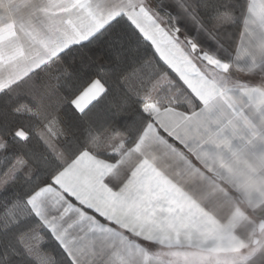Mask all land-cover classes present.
<instances>
[{
	"label": "snow or ice",
	"instance_id": "snow-or-ice-1",
	"mask_svg": "<svg viewBox=\"0 0 264 264\" xmlns=\"http://www.w3.org/2000/svg\"><path fill=\"white\" fill-rule=\"evenodd\" d=\"M0 264H264V0H0Z\"/></svg>",
	"mask_w": 264,
	"mask_h": 264
},
{
	"label": "crops",
	"instance_id": "crops-1",
	"mask_svg": "<svg viewBox=\"0 0 264 264\" xmlns=\"http://www.w3.org/2000/svg\"><path fill=\"white\" fill-rule=\"evenodd\" d=\"M240 206L241 208H244L245 210H247V206L245 204H241ZM252 219H255V217H252Z\"/></svg>",
	"mask_w": 264,
	"mask_h": 264
}]
</instances>
